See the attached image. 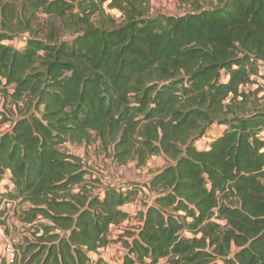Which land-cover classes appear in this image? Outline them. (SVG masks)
<instances>
[{"label": "trees", "instance_id": "1", "mask_svg": "<svg viewBox=\"0 0 264 264\" xmlns=\"http://www.w3.org/2000/svg\"><path fill=\"white\" fill-rule=\"evenodd\" d=\"M260 61L264 0H193L184 16H151L148 0H0L14 115L0 113V181L14 185L0 225L3 202L20 200L19 264H101L92 255L112 243L122 264H264V98L247 90ZM94 143L118 167L168 165L101 191L66 150ZM144 190L132 224L123 208Z\"/></svg>", "mask_w": 264, "mask_h": 264}, {"label": "rangeland", "instance_id": "2", "mask_svg": "<svg viewBox=\"0 0 264 264\" xmlns=\"http://www.w3.org/2000/svg\"><path fill=\"white\" fill-rule=\"evenodd\" d=\"M150 15L156 16L158 14L167 15V16H184L193 10V0H148ZM109 14L113 15L115 18L120 20L121 15L118 11H108ZM255 84L247 87V90L255 91L258 88L262 91L259 93V98H264V82L262 80L254 79ZM12 92V90H11ZM6 112L9 117L13 118V111L11 109L10 99L6 98L2 93H0V113ZM5 117L0 116V134L10 130L11 122H4ZM214 131V130H211ZM219 133L209 132L204 139H202L198 144V148L201 150H207L210 143H212ZM66 150L71 154L79 156L85 162H87L90 170L93 172V177L100 181L98 185L99 190H104V188L109 186L122 187L127 184H137L144 185L149 183L152 177L168 165V162L161 157H155L151 159L144 169H137L135 164H130L127 167H118L113 164L112 160L109 158V154L104 153L100 150L99 144L94 143L92 145H82V146H71L67 145ZM91 177V176H89ZM103 184V185H101ZM6 187L5 184L1 185V188ZM5 189L3 188V191ZM145 192V191H144ZM143 192V193H144ZM145 194V193H144ZM141 199L138 202L141 204L144 200H149L144 196L140 197ZM24 206L17 204L16 210L13 212H8L2 218V221L5 223L2 225L5 228V234L7 237L13 236L17 238L19 244L23 243L21 238L25 236L30 237V232L28 231L27 226L23 225L17 218V213L22 210ZM133 214H137V211H134ZM136 223V216L134 217ZM189 234V233H187ZM3 243V240L0 241V244ZM2 247L0 246V260H1ZM117 253V252H116ZM118 253L116 257L118 258ZM168 260H163L160 264H167ZM1 264V263H0ZM222 264V262H220Z\"/></svg>", "mask_w": 264, "mask_h": 264}, {"label": "built area", "instance_id": "3", "mask_svg": "<svg viewBox=\"0 0 264 264\" xmlns=\"http://www.w3.org/2000/svg\"><path fill=\"white\" fill-rule=\"evenodd\" d=\"M22 43H23L22 41L21 42L18 41V47L22 46L23 45ZM10 44L14 45V42H11ZM258 72H259L258 77H252V80L257 78L258 80H260V81L262 80V82H264V62L260 61L258 63ZM7 173L9 174V172H7ZM3 184L6 185V187H3L5 189V192L14 190V185L10 182L8 177H4V179L0 181V190L1 191H3V188H1V185H3ZM144 191L148 192L147 190H144ZM19 203H20V200H18V201H6L5 200L3 202L2 208L6 209L8 212H13V211L16 210L17 204H19ZM125 223H127V226H125L123 228H120L119 236H121L123 234L122 230L129 226V222H125ZM121 226H119V227H121ZM183 237L191 238L192 234L185 233V234H183ZM2 240H3V243L0 244V246L2 247L0 263L4 262L5 264H19L20 263V259H21L20 253H19V250H18L19 241H18L17 238H14L13 236L7 237L6 234H5V228L2 225H0V241H2ZM114 244L115 243L109 244L108 246L100 249L99 256H100L101 260H105L106 259L107 254L112 249L111 246H113ZM117 245H120V244H117ZM113 248H115V247L113 246ZM123 252H125V250H123Z\"/></svg>", "mask_w": 264, "mask_h": 264}, {"label": "crops", "instance_id": "4", "mask_svg": "<svg viewBox=\"0 0 264 264\" xmlns=\"http://www.w3.org/2000/svg\"><path fill=\"white\" fill-rule=\"evenodd\" d=\"M226 128L224 127V126H213V128L211 129V130H214L215 131V133H219V136H221L222 135V133L224 132V130H225ZM214 131H211V132H213L214 133ZM218 136V137H219ZM217 137V138H218ZM145 195H146V197L145 198H148L149 200H145V202H147V201H151V198H150V196H149V194H148V192H145ZM126 212H128L129 214H130V222L133 224V222H134V217L136 216V214H133V212L134 211H138L139 209H141V202H135L134 204H130V205H128V206H125L124 208H123ZM125 226H127V223H124L121 227H113L112 229H111V231H110V235H109V237H110V239H112V240H116L118 237H119V234H120V228H123V227H125ZM113 246L115 247V248H113ZM113 246H111L112 247V249H111V251L107 254V256H106V259L105 260H101L100 259V256H99V253H100V250L97 252V253H95V254H93L92 255V258H93V260L95 259H100L101 260V264H122V256H123V247L122 246H120V245H117V244H114ZM118 253V258H116V259H113L114 257H116V255H117V253ZM92 264H94V263H92ZM160 264V263H159Z\"/></svg>", "mask_w": 264, "mask_h": 264}]
</instances>
